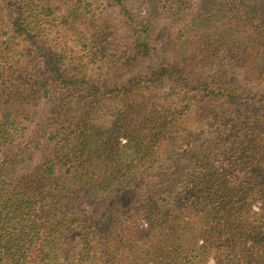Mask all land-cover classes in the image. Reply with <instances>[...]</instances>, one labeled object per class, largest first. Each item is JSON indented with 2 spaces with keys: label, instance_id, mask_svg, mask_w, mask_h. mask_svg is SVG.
I'll list each match as a JSON object with an SVG mask.
<instances>
[{
  "label": "trees",
  "instance_id": "16d2710c",
  "mask_svg": "<svg viewBox=\"0 0 264 264\" xmlns=\"http://www.w3.org/2000/svg\"><path fill=\"white\" fill-rule=\"evenodd\" d=\"M210 260L264 264V0H0V264Z\"/></svg>",
  "mask_w": 264,
  "mask_h": 264
},
{
  "label": "rangeland",
  "instance_id": "374dc122",
  "mask_svg": "<svg viewBox=\"0 0 264 264\" xmlns=\"http://www.w3.org/2000/svg\"><path fill=\"white\" fill-rule=\"evenodd\" d=\"M150 6H151V5H150ZM150 6H146V7H150ZM209 264H212V261H211V260L209 261Z\"/></svg>",
  "mask_w": 264,
  "mask_h": 264
}]
</instances>
